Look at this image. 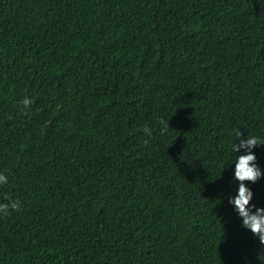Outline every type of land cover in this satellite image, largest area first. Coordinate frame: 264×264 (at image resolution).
<instances>
[{
	"label": "trees",
	"instance_id": "1",
	"mask_svg": "<svg viewBox=\"0 0 264 264\" xmlns=\"http://www.w3.org/2000/svg\"><path fill=\"white\" fill-rule=\"evenodd\" d=\"M238 131L264 140V0H0V264H264Z\"/></svg>",
	"mask_w": 264,
	"mask_h": 264
},
{
	"label": "clouds",
	"instance_id": "2",
	"mask_svg": "<svg viewBox=\"0 0 264 264\" xmlns=\"http://www.w3.org/2000/svg\"><path fill=\"white\" fill-rule=\"evenodd\" d=\"M33 101L29 97H25L22 104L25 108L31 106ZM164 124L162 133L167 130V123L161 121ZM145 132L151 135V129L145 128ZM236 137H241L239 143L233 145V151L235 153L244 149V154L235 156V174L234 178L239 181L238 193L234 197L229 199V203L234 206L235 211L242 218L243 227L251 230V232L259 238L261 244H264V207H257L252 204L253 190L248 187L247 181L255 183L261 176H264V171L260 169L256 163L257 157L253 152V149L258 143H264V140L249 135L248 138H243L241 131L236 133ZM147 143V141H145ZM8 183V176L0 172V186ZM21 201L19 199H12L6 196L4 202H0V215H7L10 211H19Z\"/></svg>",
	"mask_w": 264,
	"mask_h": 264
}]
</instances>
